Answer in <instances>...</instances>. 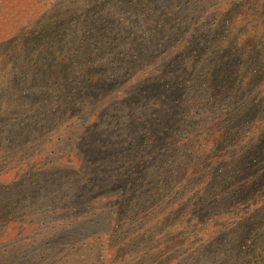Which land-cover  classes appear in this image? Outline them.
<instances>
[{
    "label": "rangeland",
    "instance_id": "rangeland-1",
    "mask_svg": "<svg viewBox=\"0 0 264 264\" xmlns=\"http://www.w3.org/2000/svg\"><path fill=\"white\" fill-rule=\"evenodd\" d=\"M124 1L28 3L31 16L42 22L61 13L70 27L65 40L77 41L76 46L94 20L108 16L112 32L122 30L119 37L126 40L115 45L110 27L96 53L82 54L91 80L106 64L114 72L111 62H118L114 77L100 76L90 86L91 103L81 96L73 101V91L61 79L43 81L17 66L0 70V95L5 90L26 94L19 113L23 124L0 125L5 132L0 133V264H167L163 261L172 255L178 260L170 264H244L248 237L264 216V149L258 147L264 117L253 118L264 110V103H257L264 100V69L259 79L240 71L231 78L228 95L179 101V107L191 108L188 116L179 110L173 124L169 107H176L182 90L213 86L215 68L208 71L205 60L213 61L216 42L233 34L228 19L218 18L224 0H206L209 12L175 28L165 49L154 42L162 32L154 24L155 2L163 0H136L117 12ZM18 2L24 0H0V26H13L11 18L22 7ZM8 30L0 31L2 38ZM259 40L264 47V38ZM192 48L204 57V71H193L200 59ZM173 61L180 69L173 71ZM258 64L264 66V57L248 66ZM179 76L180 86L173 79ZM161 97L165 103L169 99L167 111L153 115ZM159 119L168 139L157 144L153 134ZM108 146L114 150L108 152ZM177 146L183 153L196 151L201 160L184 179L175 160ZM253 154L255 161L246 165L243 160ZM175 234L178 244H173Z\"/></svg>",
    "mask_w": 264,
    "mask_h": 264
},
{
    "label": "trees",
    "instance_id": "trees-1",
    "mask_svg": "<svg viewBox=\"0 0 264 264\" xmlns=\"http://www.w3.org/2000/svg\"><path fill=\"white\" fill-rule=\"evenodd\" d=\"M32 2H34V0H24V2H18V4H22V7L20 8V11H17L11 18L12 22H14L13 26L10 27L9 24L0 26L1 32H4L6 27L10 30V33L4 38H2L0 34V70H7V67L9 68L12 66L13 68L17 66L21 67L23 70H28L31 73L36 74L38 77H42L43 81L46 79L51 82V79L53 81H55V79H61L66 82V85H68L73 91V101H76V98L81 96L86 103H91L93 101V92L90 89V86L92 87L94 84L99 82L100 76H107V79L114 77V72L118 73L119 70L117 65L118 62H115V60L111 62V65L114 67V72L108 71L107 69L109 68L107 64H104L105 66L102 67L100 72H95L91 80L87 79L91 70L85 71L86 68H84V64H82L84 60V58H82V54L86 51H88V53H96L98 50L97 45L102 41L104 32H106V30H110V27L111 30L108 31V35L112 38L115 45L122 46L121 41L126 40L125 37L121 39L119 37L122 30L112 32V16H108L107 18L104 17L103 19L101 18V20H94V26L90 25L87 27V36L85 40H83L82 45L79 46L78 44V46H76L78 43L77 41L73 42L69 39L65 40V38L70 37L68 34L70 27L68 28L66 26L68 22L62 19V14L58 13L56 15H51L50 17H47L46 21L44 19V22H42L41 20H43V18L37 19L36 16H31L27 7L28 3L31 4ZM182 2H185V0H163V2H155L157 6L155 12L159 9V15L155 18L154 24L162 29L161 34L155 36L154 39V42L157 43L159 48L165 49L168 47V41L174 37V32L177 31L175 28L178 29L184 26L186 21L193 19L194 15H197L198 13L205 14V12H209V4H207L206 0H187L186 4L190 6V10L188 11L187 9H184V4H182ZM131 3L135 4L136 0H131V2L125 0L122 2L123 6H121L119 10H117L118 7H116L115 11L117 10V12H121L126 10V6H130ZM203 3L206 10L203 9ZM164 4H166V6H164ZM172 4H174L175 7H172ZM107 15H111V13H108ZM202 16L203 15H201V17ZM218 18L220 21L225 18L228 19L229 26L233 28L231 31L233 34L230 40L224 37L222 39H227L226 41L221 40L220 42L218 40L216 42L213 48V61L209 62L208 60H205L207 63L204 66V57L202 58V55L199 54L200 52L197 51L196 48H192L191 50L192 54H196L195 58L200 59L197 64L194 65L193 71H204L202 68L203 66L205 68L207 67L208 71L215 68V71H211L212 74H214L211 76L213 86L208 89L199 86L196 91L189 89L191 91L188 95H186L189 92L188 89L182 90V92L178 94V100H175L174 105L176 107H169L170 110L173 111L171 112L173 124L175 122L177 123L179 110L180 112H183V115L187 113L188 116L191 108L186 107L185 105H182V108L179 107V101L181 102L182 100H185V104L187 99H191L197 103L201 99L215 98V96L221 92L228 95L230 92L228 93L226 88L233 85V79L231 78H234V76L240 73V71H244L248 78L251 76H256L257 79L261 78L264 66H259L258 64L259 67L252 66L249 68L248 64L254 58L260 59L264 57V47L259 46V38H264V0H224L222 11ZM88 20L90 21V19ZM118 23L120 24V22ZM81 24L84 25L85 23ZM84 26H82V28ZM85 43L87 44L85 45ZM210 50L212 51V49L207 48L206 52H209ZM68 51L70 54H68ZM66 52L67 54H65ZM182 56V54L178 55L176 60ZM13 57L15 58L14 61L11 60ZM4 58H7L8 60H5ZM2 63L6 65L3 66L1 65ZM214 63H217V65ZM172 65L174 68L173 71L180 69V66L177 65L175 61L172 62ZM189 65L190 62H188V66ZM173 79L178 81L179 86L183 83L181 82L182 77L180 76ZM172 83L173 80L170 79L168 84L172 85ZM101 84L105 85L104 83ZM68 86H66L67 89H69ZM184 92L185 94H183ZM175 95L173 97H175ZM69 96L71 97V95ZM157 96H159V94H157L156 97ZM25 97V91L18 92L17 95H14L5 90V92L0 95V125L10 123L13 120L20 122L18 125L23 124L24 119L21 120L19 118V113L23 111L21 106H24L23 103L26 101ZM161 100L160 110H158L157 106V108L153 111V115H158V113L164 114L167 111L169 99L166 100V103L163 102L162 97ZM257 103L263 104L264 100L261 99L260 102ZM69 104L73 106L74 102L70 101ZM209 107H212V105H205L207 110L210 109ZM210 110V114L213 115L214 110L212 108ZM263 111L264 110H259L258 116L253 115V118L263 119ZM22 113V116H27V112ZM161 122V119L156 122L158 125H156L155 133L153 134V138L156 140L157 144H160L162 139L165 137L168 139L167 136L163 134ZM21 127L22 126H18L16 129H20L19 131H21ZM165 130H167V128H165ZM0 133L3 134L5 132L1 131ZM262 138L263 140L259 142L258 146L259 152H261L260 149H262V147L264 149V132L262 134ZM189 139L191 138L188 137V140ZM176 148L178 149L175 150V153L179 154V156L175 158V160L179 161L177 163V169L178 171H181L180 173L184 179L186 176L189 177L191 175L190 170L192 168L195 169L194 172H196L197 168L200 166L201 160L197 157V153L194 150H189V153H183L180 146H177ZM194 148L197 149L198 146H194ZM108 150V152H111L114 149L112 146H108ZM108 157L112 156L108 154ZM256 157V154H253L251 157L248 159L245 158L243 161H245L247 165L248 161L254 162ZM118 175L119 174H116L113 178L115 179V182H117ZM190 183H196L195 179L192 178V182ZM108 190L110 191L111 189ZM262 215H264V213H262ZM214 217L215 215L212 216L210 211L209 219L212 220ZM216 221H218V225L223 224L219 223L222 221L221 219H217ZM179 237L180 236L178 234H175L173 237V241L175 242L173 244L179 243ZM245 250L244 264H264V216H262L260 220L254 224L251 237L250 239L248 237ZM175 260H178V257L172 255L163 262L170 264Z\"/></svg>",
    "mask_w": 264,
    "mask_h": 264
}]
</instances>
